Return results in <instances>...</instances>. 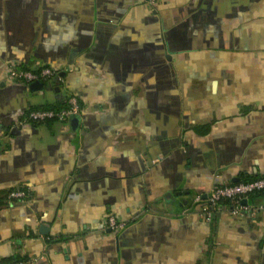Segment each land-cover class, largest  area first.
<instances>
[{"label":"crops","instance_id":"crops-1","mask_svg":"<svg viewBox=\"0 0 264 264\" xmlns=\"http://www.w3.org/2000/svg\"><path fill=\"white\" fill-rule=\"evenodd\" d=\"M68 97L77 123L23 122ZM263 176L264 0H0V262L264 264V212L204 217Z\"/></svg>","mask_w":264,"mask_h":264},{"label":"built area","instance_id":"built-area-1","mask_svg":"<svg viewBox=\"0 0 264 264\" xmlns=\"http://www.w3.org/2000/svg\"><path fill=\"white\" fill-rule=\"evenodd\" d=\"M158 0H147L151 6ZM8 79L22 84H31L34 82H48L51 79H57L62 83V79L52 69L41 67L36 71H29L22 68H12L9 71ZM81 105L74 97H68L66 106L60 109H35L29 110L23 119L24 123H43L48 120L58 122L68 121L73 115H79ZM22 122V123H23ZM264 192V176L251 181H237L234 183L213 184L208 195L204 199V217L211 222L214 213L220 206H229L230 213L234 217H243L245 215L253 216L259 212H264V204L250 203V197L253 194ZM29 197L27 189L9 190L6 199L10 202H24ZM249 200V201H248ZM203 201L200 196L195 197V202ZM245 201V202H244ZM105 227L111 231H120L124 229L125 224L109 216L106 219ZM31 261L19 259L0 264H29Z\"/></svg>","mask_w":264,"mask_h":264},{"label":"water","instance_id":"water-1","mask_svg":"<svg viewBox=\"0 0 264 264\" xmlns=\"http://www.w3.org/2000/svg\"><path fill=\"white\" fill-rule=\"evenodd\" d=\"M31 89H42L43 84L41 82H34L30 85ZM69 121L71 123H77L79 121V116L78 115H73L69 118ZM237 182V181H236ZM245 202V201H244Z\"/></svg>","mask_w":264,"mask_h":264},{"label":"trees","instance_id":"trees-1","mask_svg":"<svg viewBox=\"0 0 264 264\" xmlns=\"http://www.w3.org/2000/svg\"><path fill=\"white\" fill-rule=\"evenodd\" d=\"M41 109H46V108H41ZM32 110H35V109H32ZM48 121H51V120H48ZM254 179H257V178H252V179H250V181L254 180ZM21 189H24V188H21ZM7 193L4 196H6ZM250 198H251V201L254 200L255 198H264V192L253 194V195H251ZM13 260H16V259H13ZM7 261H12V259H8V260L2 261V262H7Z\"/></svg>","mask_w":264,"mask_h":264}]
</instances>
